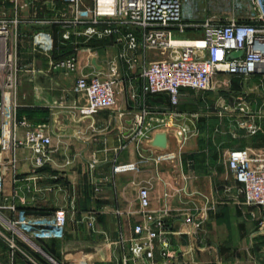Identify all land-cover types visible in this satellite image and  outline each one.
I'll use <instances>...</instances> for the list:
<instances>
[{"label":"crops","instance_id":"1","mask_svg":"<svg viewBox=\"0 0 264 264\" xmlns=\"http://www.w3.org/2000/svg\"><path fill=\"white\" fill-rule=\"evenodd\" d=\"M60 1L18 0L24 7H17L15 0H0V14L17 15L21 20L15 29L22 67L19 119L32 127L47 126L53 139L51 161L36 169L31 150L3 148L0 118V180L5 183L0 193V229L14 235L6 223L16 217L14 208L41 214L63 208L69 216L65 238L38 241L49 256L62 261L65 253L81 252L89 264H124L135 225L142 220L139 186L146 184L151 187V209L170 210L169 256L158 247L153 260L130 264H264L262 210L247 204L242 185L228 164L229 152L241 149L248 138H197L198 116L182 106L190 90L182 91L177 108L171 106L167 95L146 96L142 92V69L156 53L144 49L130 52L126 42H116V36L74 35L65 40L64 26L73 12L68 5H56L66 4ZM183 15L199 26L176 32V41L205 38V22L244 20L236 0H187ZM77 29L84 32L86 27ZM70 54L77 56L76 72L54 68ZM111 63L119 67L116 107L84 115L87 99L77 91V80L82 75L105 76ZM223 76L241 79L244 99L239 98L238 107L230 98L219 99L220 114L229 117L239 111L240 117L252 118L251 127L260 130L252 134L255 138H251L250 148L264 153V147L257 144L264 143V75L219 74L210 91L200 92L204 100L211 101ZM251 94L261 98L254 100ZM143 108L151 111L145 126L149 138L139 148L131 139L132 119ZM182 125L191 126L193 136L184 141L170 133L167 149L151 144L167 126ZM25 130L20 128V136ZM222 130L229 132L230 128ZM189 212L205 216L198 232L185 222ZM25 248L35 257L29 247ZM37 256L47 264L42 255ZM0 261L10 264L8 245L2 237ZM15 264L33 263L19 254Z\"/></svg>","mask_w":264,"mask_h":264},{"label":"built area","instance_id":"2","mask_svg":"<svg viewBox=\"0 0 264 264\" xmlns=\"http://www.w3.org/2000/svg\"><path fill=\"white\" fill-rule=\"evenodd\" d=\"M50 1V0H35ZM73 12L67 21L65 40L73 36L86 35L90 38L108 39L116 36L117 43L126 42L130 52L144 49L154 51L155 58L146 64L141 73L144 95H167L173 108L181 103L184 89L207 92L213 87L219 74L264 75V0H236L239 16L223 23L205 22L206 37L190 42L176 41L175 33L199 26L188 21L183 15L187 0H61ZM20 7L18 0H15ZM24 7V6H22ZM16 15L0 14V118L3 125V148L8 151L29 149L34 154L35 168L39 169L51 161L53 139L45 125L32 127L18 116L19 84L22 67L19 64L15 29L20 23ZM85 26L84 32L78 31ZM244 52L243 56L229 58L232 53ZM126 60L128 55L123 54ZM67 73L78 70V59L70 54L55 65ZM119 67L111 63L105 75H82L77 80L76 89L86 96L87 103L82 108L84 115H94L103 110H111L118 103ZM244 111V109H242ZM151 111L143 108L132 119L131 139L137 146L149 138L146 122ZM24 127V135L19 130ZM166 127L168 134H177L184 141L193 136L188 125ZM253 133L260 130L253 127ZM182 152V147L179 148ZM228 164L236 180L242 185V192L248 205L261 208V227H264V153L251 148L234 149L229 152ZM5 190L0 180V193ZM182 191V190H179ZM139 209L142 220L135 225V236L123 255V263L137 260H153L158 247L169 256L170 242L167 215L169 209H151V187L139 186ZM17 215L7 221L9 235L0 229L9 249V262L15 264L22 254L33 264H43L37 253L47 264H89L81 252L65 253L62 261L49 256L38 241L62 240L66 236L69 216L66 209L58 208L50 213H30L14 208ZM205 216L187 213L185 222L198 232ZM36 248L35 257L27 248ZM37 256V257H36ZM0 264H4L0 261Z\"/></svg>","mask_w":264,"mask_h":264},{"label":"rangeland","instance_id":"3","mask_svg":"<svg viewBox=\"0 0 264 264\" xmlns=\"http://www.w3.org/2000/svg\"><path fill=\"white\" fill-rule=\"evenodd\" d=\"M55 1L56 0H50L49 2ZM56 5L65 8L68 7L67 4L61 5V3H56ZM221 78L222 81L219 84V87H217V89L215 90V95L211 96V101H208L207 99L204 100L203 97H201L202 95L200 94V92L198 93L197 91L190 90L187 92V96L184 97L185 101H183L182 106L187 109L188 113H193L195 116H198L195 119L196 121H198V123H196L198 134L197 138H248L245 142H242L240 146L241 148H250L253 144L251 138H255L253 137L254 135H252V130L254 128L251 127L253 125V119L249 116L240 117L238 115L239 111L232 112L229 117H223L220 114L222 105L219 99H223V97L230 98L233 105L234 103H237V107L241 102L239 98L244 99L242 81L240 78L233 79L230 76H223ZM251 98L257 100L261 97L256 96L255 94H251ZM197 101H199L198 104L196 103ZM226 126L228 127V129L230 128L229 132H225L224 130H222L225 129ZM190 128L192 129L191 126ZM171 129L175 130V128L173 127ZM257 144L259 145V147H264V143L260 141L257 142ZM30 249L35 255L36 248Z\"/></svg>","mask_w":264,"mask_h":264},{"label":"water","instance_id":"4","mask_svg":"<svg viewBox=\"0 0 264 264\" xmlns=\"http://www.w3.org/2000/svg\"><path fill=\"white\" fill-rule=\"evenodd\" d=\"M244 52L232 53L229 58L243 56ZM154 147L167 149L169 146V134L166 131L158 132L151 143Z\"/></svg>","mask_w":264,"mask_h":264}]
</instances>
